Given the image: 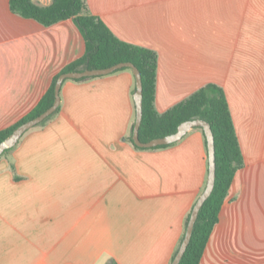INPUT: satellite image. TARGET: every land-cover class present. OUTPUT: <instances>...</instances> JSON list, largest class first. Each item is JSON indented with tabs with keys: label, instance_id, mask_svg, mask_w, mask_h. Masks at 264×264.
I'll use <instances>...</instances> for the list:
<instances>
[{
	"label": "crops",
	"instance_id": "crops-1",
	"mask_svg": "<svg viewBox=\"0 0 264 264\" xmlns=\"http://www.w3.org/2000/svg\"><path fill=\"white\" fill-rule=\"evenodd\" d=\"M85 2L118 38L156 51L158 112L223 88L243 165L199 264H264V0ZM84 49L71 18L43 25L0 0V129ZM134 87L128 69L65 80L58 112L0 155V264H169L207 182L206 137L193 127L135 147Z\"/></svg>",
	"mask_w": 264,
	"mask_h": 264
},
{
	"label": "trees",
	"instance_id": "trees-1",
	"mask_svg": "<svg viewBox=\"0 0 264 264\" xmlns=\"http://www.w3.org/2000/svg\"><path fill=\"white\" fill-rule=\"evenodd\" d=\"M9 7L13 13L25 18H32L43 25H51L60 20L71 18L83 36L85 49L81 57L63 67L53 76L45 93L27 114L12 125L0 129V142L21 123L37 116L53 103L55 82L61 73L85 68H103L118 62H131L140 72L142 118L138 136L142 142L175 132L178 125L185 120L199 118L210 124L215 148L214 187L198 212L190 241L179 262V264H199L209 236L218 222L219 212L228 195L235 173L243 165V155L223 88L215 83H206L186 98L160 113L156 110L154 104L157 72L156 51L118 38L100 17L89 12L85 0H51V3L47 6L36 4L32 0H9ZM123 69L131 70L127 67L118 70ZM84 79L86 78L72 80L80 81ZM58 110L59 107L39 125L47 122ZM133 125L134 123L130 129L129 140L135 147L142 148L135 145L132 140ZM171 144L152 148L166 147ZM9 150L11 148L6 149L2 154L7 153ZM189 216L190 212L185 219V228ZM183 236L184 233L171 261ZM109 264L116 263L111 260Z\"/></svg>",
	"mask_w": 264,
	"mask_h": 264
},
{
	"label": "water",
	"instance_id": "water-1",
	"mask_svg": "<svg viewBox=\"0 0 264 264\" xmlns=\"http://www.w3.org/2000/svg\"><path fill=\"white\" fill-rule=\"evenodd\" d=\"M130 68L134 79H135V92L133 95L134 102H135V120L134 125L132 128V140L135 145L142 148H152L159 145H166L170 143H174L180 140L191 128L193 127H201L204 131L207 143V151H208V175H207V182L196 199L191 211L190 216L185 228L183 239L178 247V250L172 259L170 264H179L180 259L182 258L187 245L190 241L191 234L193 231L194 223L197 219L198 212L202 207L205 200L211 194L214 182H215V148H214V137L210 127V124L203 120V119H189L181 122L176 131L167 134L161 137L152 138L146 142H142L139 139L138 131L141 124L142 118V83H141V76L139 70L135 67V65L131 62H118L108 67L103 68H85L83 70H76V71H68L61 73L55 82L54 86V101L53 103L46 108L43 112L38 114L37 116L21 123L17 126L5 139L0 142V155L9 148H12L21 136L29 129L39 125L44 120H46L49 116H51L59 107L61 97H60V90L63 82L67 79H81V78H88V77H96V76H103L110 73H113L121 68Z\"/></svg>",
	"mask_w": 264,
	"mask_h": 264
}]
</instances>
